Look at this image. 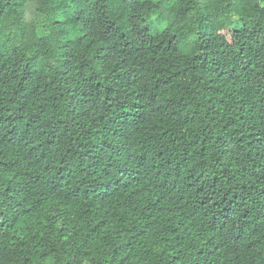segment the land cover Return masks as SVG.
I'll list each match as a JSON object with an SVG mask.
<instances>
[{"label":"trees","instance_id":"16d2710c","mask_svg":"<svg viewBox=\"0 0 264 264\" xmlns=\"http://www.w3.org/2000/svg\"><path fill=\"white\" fill-rule=\"evenodd\" d=\"M264 0H0V264H264Z\"/></svg>","mask_w":264,"mask_h":264},{"label":"snow or ice","instance_id":"6c2138e0","mask_svg":"<svg viewBox=\"0 0 264 264\" xmlns=\"http://www.w3.org/2000/svg\"><path fill=\"white\" fill-rule=\"evenodd\" d=\"M262 6H264V4H262Z\"/></svg>","mask_w":264,"mask_h":264}]
</instances>
